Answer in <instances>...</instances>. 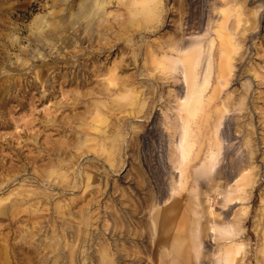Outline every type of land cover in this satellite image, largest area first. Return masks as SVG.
<instances>
[{
	"label": "rangeland",
	"instance_id": "obj_1",
	"mask_svg": "<svg viewBox=\"0 0 264 264\" xmlns=\"http://www.w3.org/2000/svg\"><path fill=\"white\" fill-rule=\"evenodd\" d=\"M0 264H264V0H0Z\"/></svg>",
	"mask_w": 264,
	"mask_h": 264
},
{
	"label": "bare ground",
	"instance_id": "obj_2",
	"mask_svg": "<svg viewBox=\"0 0 264 264\" xmlns=\"http://www.w3.org/2000/svg\"><path fill=\"white\" fill-rule=\"evenodd\" d=\"M207 80V79H206ZM207 82V81H206ZM203 87V86H202ZM205 88V87H204ZM203 89V88H202ZM200 92H201V85H196L193 84L191 86L188 87V91H187V97H186V102H194L199 100L200 97ZM189 112V111H188ZM189 123V122H188ZM185 127V126H184ZM190 129V128H189ZM191 136H189V131H188V127L186 126V128L183 131V135L181 137V154L184 157H187V153L192 149L193 146V141L190 138ZM192 151V150H191ZM186 159V158H185Z\"/></svg>",
	"mask_w": 264,
	"mask_h": 264
}]
</instances>
